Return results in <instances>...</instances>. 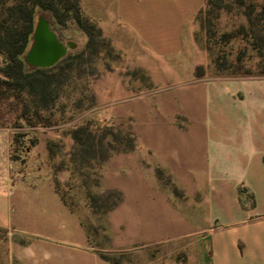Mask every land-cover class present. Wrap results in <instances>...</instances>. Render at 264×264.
<instances>
[{
    "label": "rangeland",
    "instance_id": "1",
    "mask_svg": "<svg viewBox=\"0 0 264 264\" xmlns=\"http://www.w3.org/2000/svg\"><path fill=\"white\" fill-rule=\"evenodd\" d=\"M78 2L81 23L52 27L71 48L23 87L25 117L21 100L0 98V122L14 126L15 157L30 154L32 170L55 182L98 254L111 264L133 263L152 251L141 238L171 231L177 210L169 197L182 200L186 162L201 160V79L264 75V0H207L192 32L191 60L166 62L114 43ZM3 59L0 52V78ZM190 62L196 64L188 74ZM28 237L0 227V264H20L14 242Z\"/></svg>",
    "mask_w": 264,
    "mask_h": 264
},
{
    "label": "crops",
    "instance_id": "2",
    "mask_svg": "<svg viewBox=\"0 0 264 264\" xmlns=\"http://www.w3.org/2000/svg\"><path fill=\"white\" fill-rule=\"evenodd\" d=\"M116 44L140 59L191 60L196 20L206 0H81ZM138 45V46H137ZM182 56V57H181ZM196 62H190L187 73ZM200 162H186L184 196L166 237L144 240L150 255L124 264H264V75L201 79ZM14 126L0 125V227L28 234L14 242L20 264H111L90 245L75 209L51 178L15 157ZM24 158V157H23ZM182 220V224L176 220ZM162 243L161 252L154 246Z\"/></svg>",
    "mask_w": 264,
    "mask_h": 264
},
{
    "label": "trees",
    "instance_id": "3",
    "mask_svg": "<svg viewBox=\"0 0 264 264\" xmlns=\"http://www.w3.org/2000/svg\"><path fill=\"white\" fill-rule=\"evenodd\" d=\"M78 4V0H0V52L4 53L1 70L6 74L0 78V98L8 99L12 96L21 100L22 113L19 117H25L30 109V104L23 97V87L30 83L31 77L48 68L30 67L25 61L38 14L44 12L47 15L48 12L52 27L54 24L67 25L71 21L81 23ZM81 26L85 29L88 25L82 23ZM34 114L41 121L37 107L34 108ZM0 125L6 123L0 122Z\"/></svg>",
    "mask_w": 264,
    "mask_h": 264
},
{
    "label": "water",
    "instance_id": "4",
    "mask_svg": "<svg viewBox=\"0 0 264 264\" xmlns=\"http://www.w3.org/2000/svg\"><path fill=\"white\" fill-rule=\"evenodd\" d=\"M31 39V44L25 53V61L30 67L53 66L72 46L70 42L60 40L44 12L38 14Z\"/></svg>",
    "mask_w": 264,
    "mask_h": 264
}]
</instances>
